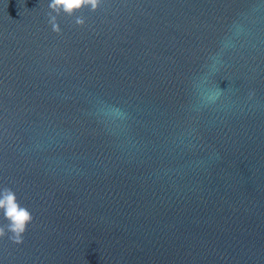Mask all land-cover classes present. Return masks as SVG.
I'll list each match as a JSON object with an SVG mask.
<instances>
[{
  "label": "water",
  "instance_id": "water-1",
  "mask_svg": "<svg viewBox=\"0 0 264 264\" xmlns=\"http://www.w3.org/2000/svg\"><path fill=\"white\" fill-rule=\"evenodd\" d=\"M8 193L0 264H264V0H0Z\"/></svg>",
  "mask_w": 264,
  "mask_h": 264
},
{
  "label": "clouds",
  "instance_id": "clouds-1",
  "mask_svg": "<svg viewBox=\"0 0 264 264\" xmlns=\"http://www.w3.org/2000/svg\"><path fill=\"white\" fill-rule=\"evenodd\" d=\"M101 0H49V7L60 10V6L66 11H71L74 8H78L85 3H90L92 8H96ZM52 21H55V17H52ZM78 23H82V18H77ZM53 28H58V26L53 23ZM215 60V57H213ZM217 95L211 93L207 94L205 103L214 102ZM7 205L5 210V215L9 218L8 228L12 231V239L20 241L22 239V233L26 228L27 222L31 219L29 211L25 208H20L16 203H14V196L11 193L6 194L3 198H0V206ZM3 229L0 228V232Z\"/></svg>",
  "mask_w": 264,
  "mask_h": 264
}]
</instances>
